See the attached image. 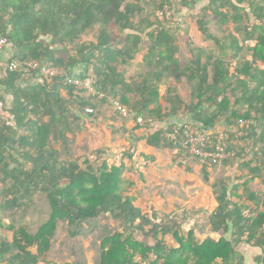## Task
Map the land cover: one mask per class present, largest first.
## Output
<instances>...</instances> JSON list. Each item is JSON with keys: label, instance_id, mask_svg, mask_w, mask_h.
I'll list each match as a JSON object with an SVG mask.
<instances>
[{"label": "trees", "instance_id": "16d2710c", "mask_svg": "<svg viewBox=\"0 0 264 264\" xmlns=\"http://www.w3.org/2000/svg\"><path fill=\"white\" fill-rule=\"evenodd\" d=\"M190 18L214 48L186 36ZM0 36V101L18 121L0 122V264H88L90 252L92 264H247L241 248L264 264V0H0ZM29 62L64 70L59 79L92 69L96 96L26 72ZM130 121L187 165L200 158L185 127L210 134L206 151L222 145L216 163L200 160L207 183L209 168L236 167L210 185L213 210L150 215L123 190L136 145L109 165L79 140L89 124L112 122L117 135Z\"/></svg>", "mask_w": 264, "mask_h": 264}, {"label": "rangeland", "instance_id": "374dc122", "mask_svg": "<svg viewBox=\"0 0 264 264\" xmlns=\"http://www.w3.org/2000/svg\"><path fill=\"white\" fill-rule=\"evenodd\" d=\"M184 29L188 30L186 36L195 38L201 45L206 48H214V41L207 40L197 31L196 25L192 18L188 19ZM211 33L216 34L215 27H211ZM125 127L129 128V132L124 134L113 135L105 125L101 129H96L92 124L85 133L79 135V140L85 139L90 150L102 148L104 158L108 160L109 165L122 163L124 152L131 147L130 142L136 145L132 159L125 157L123 159L128 171L124 175L123 190L126 195L134 197L136 203L143 211L154 213V211H176L178 206L187 209L213 210L216 206L210 185L219 177L235 179V166L229 165L226 169L222 167L213 170L209 168L207 171L211 174L209 182L203 180V165L199 159L190 158L187 165L182 158H179L178 152L174 151L170 154L151 148L147 145L144 136L149 133L148 129L134 130L136 126L132 121ZM111 125L110 123H108ZM121 124V123H119ZM117 127V125H116ZM120 127V126H119ZM191 128V126H187ZM90 131L97 133V137L93 138ZM139 139L136 141L134 139ZM82 154V152H78ZM98 155L91 157L93 162ZM183 159V160H182ZM191 167V171L188 170ZM211 171V172H210ZM238 176V175H237ZM132 185H131V184ZM255 185H258L256 182ZM241 203L249 205L245 199ZM205 214H201L200 218L204 219ZM205 235H198V239L202 240ZM89 243L85 246L88 247ZM242 253L247 257V264L252 263L253 253L245 248H241ZM93 252L88 254V264H92Z\"/></svg>", "mask_w": 264, "mask_h": 264}, {"label": "built area", "instance_id": "2783aa9c", "mask_svg": "<svg viewBox=\"0 0 264 264\" xmlns=\"http://www.w3.org/2000/svg\"><path fill=\"white\" fill-rule=\"evenodd\" d=\"M5 47H7V40L3 36H0V51H2ZM20 66V65H19ZM18 67V64L14 62L11 64L10 69L15 70ZM26 72H38V75L45 77L48 81H55L62 86L73 87V93L75 96L80 98H90L96 96V89L94 85L96 84L95 77L93 75L92 69H90L87 74L83 78H64L59 79L61 76L65 75V71L62 69H58L56 67H52L45 64H39L36 62H29L25 64ZM102 95L98 96V99H101ZM111 108L114 113H118L121 117H128V113L125 108L116 104L112 100ZM86 112L92 113L91 109H87ZM0 122L4 123L7 127L16 128L17 120L15 116L5 108V105L2 101H0ZM139 124H142V121L139 120ZM186 130L184 132V137L186 139L185 144L189 147V152L194 156L199 157H209L214 163H216L219 158L222 156V146L219 144L216 147L214 152H205L203 150L206 147L207 143L209 144L210 135L206 132H202L197 129L185 127ZM176 133V131H175ZM175 133L171 136L172 139H175Z\"/></svg>", "mask_w": 264, "mask_h": 264}, {"label": "crops", "instance_id": "0c3cea01", "mask_svg": "<svg viewBox=\"0 0 264 264\" xmlns=\"http://www.w3.org/2000/svg\"><path fill=\"white\" fill-rule=\"evenodd\" d=\"M0 77H1V74H0ZM108 123H110L111 125L112 124H114V123H112V122H108ZM108 123H106V122H104V123H101L100 125H101V128L103 127V125H105L106 126V128L107 129H109L110 130V132L113 130V129H111V125L109 126V124ZM117 125V127H119L121 124H115V126ZM122 125H124V124H122ZM101 128H99V129H101ZM86 132V131H85ZM152 148V147H151ZM256 182H258V181H255L253 184H252V188H253V190H255V191H257V190H262L263 189V185H261L259 182H258V185H255L256 184Z\"/></svg>", "mask_w": 264, "mask_h": 264}, {"label": "clouds", "instance_id": "9594fccd", "mask_svg": "<svg viewBox=\"0 0 264 264\" xmlns=\"http://www.w3.org/2000/svg\"><path fill=\"white\" fill-rule=\"evenodd\" d=\"M247 45H251V46H252L253 43L250 42V41H248V42H247ZM209 135H210V134H209ZM221 146H222V145H221ZM205 149H206V147L203 148V150H204L205 152H210V151H206ZM222 153H223V152H222ZM196 157H199V156H196ZM199 158H200L199 160H202V161H204V162L207 161V160H210L212 163H214L209 157H199Z\"/></svg>", "mask_w": 264, "mask_h": 264}]
</instances>
